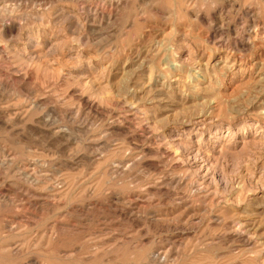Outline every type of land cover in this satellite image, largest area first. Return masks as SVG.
<instances>
[{"label":"rangeland","instance_id":"rangeland-1","mask_svg":"<svg viewBox=\"0 0 264 264\" xmlns=\"http://www.w3.org/2000/svg\"><path fill=\"white\" fill-rule=\"evenodd\" d=\"M0 264H264V0H0Z\"/></svg>","mask_w":264,"mask_h":264}]
</instances>
